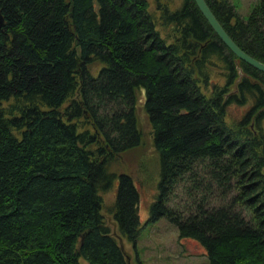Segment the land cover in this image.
<instances>
[{
  "label": "trees",
  "instance_id": "trees-1",
  "mask_svg": "<svg viewBox=\"0 0 264 264\" xmlns=\"http://www.w3.org/2000/svg\"><path fill=\"white\" fill-rule=\"evenodd\" d=\"M153 1L0 0V264H135L117 237L135 248L139 192L110 162L141 143L137 105L158 157L145 220L166 216L207 264H264V71L194 0ZM206 2L264 61V0Z\"/></svg>",
  "mask_w": 264,
  "mask_h": 264
},
{
  "label": "rangeland",
  "instance_id": "rangeland-1",
  "mask_svg": "<svg viewBox=\"0 0 264 264\" xmlns=\"http://www.w3.org/2000/svg\"><path fill=\"white\" fill-rule=\"evenodd\" d=\"M172 1L177 3L178 0ZM230 1L235 9L244 16L257 0ZM149 5L152 8L154 1L149 0ZM226 108L228 114L233 117L239 115L245 105L229 103ZM137 112L142 129L141 143L131 150L124 151L119 156L116 155L110 162V167L114 170L127 169L131 172L139 192L138 212L141 227L136 236L135 248L125 237L117 234L123 244L124 251L128 252L129 260L135 264L137 261L139 264H207V257L202 245L194 238L179 237L176 225L166 216L161 215L154 220H145L148 202L155 192L158 157L152 145L150 125L141 105H137ZM261 128L264 133V119L261 121ZM114 187L115 179L111 187L101 193L103 201L100 210L111 230L116 228L111 212L107 211L106 206L111 201Z\"/></svg>",
  "mask_w": 264,
  "mask_h": 264
},
{
  "label": "water",
  "instance_id": "water-1",
  "mask_svg": "<svg viewBox=\"0 0 264 264\" xmlns=\"http://www.w3.org/2000/svg\"><path fill=\"white\" fill-rule=\"evenodd\" d=\"M195 4L197 5L200 12L203 14L205 19L208 21L210 26L213 28V30L216 32V34L219 36V38L224 42V44L235 53L236 56L243 59L244 61L250 63L251 65L255 66L256 68L261 69L264 71V61L259 59L258 57L250 54L246 50H244L241 46H239L235 40L229 35V33L225 30V28L222 26L218 18L215 16L214 12L206 2V0H194ZM3 22V17L0 12V24ZM119 245L123 249V244L120 241V238L118 237ZM125 257L127 261H129V254L128 252H125Z\"/></svg>",
  "mask_w": 264,
  "mask_h": 264
}]
</instances>
